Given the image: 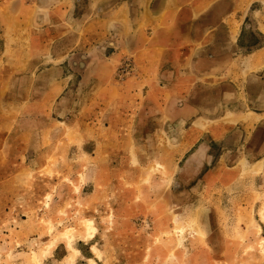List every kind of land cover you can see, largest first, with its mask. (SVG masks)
<instances>
[{
    "label": "rangeland",
    "instance_id": "obj_1",
    "mask_svg": "<svg viewBox=\"0 0 264 264\" xmlns=\"http://www.w3.org/2000/svg\"><path fill=\"white\" fill-rule=\"evenodd\" d=\"M100 2L105 11L91 0H0V264H264V116L235 122L231 91L219 99L215 76H200L206 89L198 93L181 77L161 76L159 89L127 107L131 87L123 81L136 72L133 56L117 61L108 80L97 74L98 82L66 59L70 81L55 93L69 97L76 131L68 124L47 139L44 105L56 85L46 80L60 76L40 74L56 65L45 60L46 28L55 35L59 20L60 35L72 40L90 26L83 16L118 20L111 10L120 0ZM209 3L223 9L201 20L231 14L233 0ZM214 32L225 42L228 24ZM67 45L65 55L80 54L81 66L85 53L97 52L98 61L120 49ZM191 94L203 105L185 106ZM249 110L264 115L263 107ZM201 112L209 121L192 122Z\"/></svg>",
    "mask_w": 264,
    "mask_h": 264
},
{
    "label": "crops",
    "instance_id": "obj_2",
    "mask_svg": "<svg viewBox=\"0 0 264 264\" xmlns=\"http://www.w3.org/2000/svg\"><path fill=\"white\" fill-rule=\"evenodd\" d=\"M173 1L177 2V0H120L119 7L111 10L118 19L116 21L105 22L103 18H99L100 22L91 21L95 16L94 13L83 16V19L89 21L90 26L86 33L74 36L79 39L78 41L74 38L71 40L70 37L65 39L63 35H60L64 28L61 27L59 20L53 23L57 28L55 35H53V29L46 28V34L43 37L46 39V44L43 46L47 57L45 60L54 61L56 65L52 63L40 74L60 76V79L46 80L47 85L53 83L56 85L55 89L48 92L47 102L44 105V113L47 116L43 131L45 130L49 141L50 138H57L60 135L59 129H63L65 125L70 124L71 130L76 131L77 116L67 111L69 97L59 100V96L57 97L55 93L65 90L66 86L62 85L70 81L63 77L64 66L61 63L66 59H69L71 68L77 73L88 75L89 80L98 82L97 74L104 75L103 79L108 80L107 77L112 74L117 61L133 56L136 72L123 81L125 87H131V89L134 87L132 90L125 89L129 99L127 107L137 106L136 97L140 92L157 89L161 76L168 79L176 76L174 83L181 77L189 81L188 90L194 89L198 93L197 90L200 92L206 89L199 82L202 81L200 76L212 75L216 77V82L219 81L217 87L219 99H224V89L231 91L232 114L235 122L248 126L253 124L256 116L263 118V111L256 113L249 109L253 106L264 108L263 94L257 96L264 90V0H233L229 10L231 14L222 18L221 21L216 20L210 23L207 19L203 21L201 18L210 10L219 11L223 8H215L217 5L209 3V0H183L182 4L173 3ZM91 2L96 3L98 10L105 11L104 4L98 3V0H91ZM246 19L250 21L243 26ZM77 20L73 22V28L80 21ZM225 22L228 24L229 34L224 42L214 31ZM247 30L253 35H243V32ZM80 42L91 44L105 42L120 49H116L110 57L105 55L106 59L97 54V57H101L98 61L93 59L97 52L92 51L93 55L85 53L84 65L81 66L80 54L73 53L67 56L64 51V44L66 46L70 44L67 50L69 52ZM224 43L236 45L239 50H226ZM240 48L245 51H241ZM41 57L44 59L43 56ZM257 81L260 88L257 87ZM109 84L103 82L99 86L109 90ZM183 104L202 106L203 100L191 94L185 98ZM221 105L229 106V103L224 104L222 101ZM136 113L141 117L143 115L142 110ZM61 115L66 119L56 120L54 117ZM207 116V113L201 112L192 122L200 124L207 122L209 121ZM94 122L95 120L92 119L86 124L90 126ZM127 154L128 152L125 153L126 156ZM57 248L58 245L54 247L55 251Z\"/></svg>",
    "mask_w": 264,
    "mask_h": 264
}]
</instances>
